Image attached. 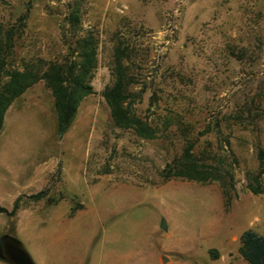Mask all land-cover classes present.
<instances>
[{
    "label": "rangeland",
    "instance_id": "1",
    "mask_svg": "<svg viewBox=\"0 0 264 264\" xmlns=\"http://www.w3.org/2000/svg\"><path fill=\"white\" fill-rule=\"evenodd\" d=\"M69 6L74 40L97 39L93 93L61 137L42 81L7 110L0 238L57 264H244L241 234L264 236V194L246 187L248 173L264 187V0H0V26L24 18L16 66L68 56ZM118 43L154 138L117 128L102 97ZM188 149L215 179L173 176Z\"/></svg>",
    "mask_w": 264,
    "mask_h": 264
},
{
    "label": "trees",
    "instance_id": "2",
    "mask_svg": "<svg viewBox=\"0 0 264 264\" xmlns=\"http://www.w3.org/2000/svg\"><path fill=\"white\" fill-rule=\"evenodd\" d=\"M67 24L66 32L70 34L68 56L63 61L21 60L16 66L15 47L25 26L24 18L9 27L0 26V132L4 117L11 104L28 88L42 81L53 97L56 113V132L61 137L72 125L77 109L82 100L93 93L91 80L96 68L97 39L93 34H87L75 39L73 34L81 24L80 9L78 6H69L64 17ZM121 43L114 49L112 76L113 82L102 92L114 125L120 129H131L139 137L154 138L155 131L146 122L142 121L131 109L130 99L135 94L129 90L134 82L133 76L128 73L124 64L127 58ZM174 177H182L199 183H207L216 178V168L199 164L185 151L183 164L178 165ZM264 173V164L262 171ZM219 175V180H220ZM259 176L247 174V189L255 194H264V187L258 181ZM44 191L32 198L37 200L44 197ZM50 203L57 200L49 198ZM19 207L18 199L13 204L10 214ZM1 213L7 210L0 207ZM74 209H72V214ZM239 255L248 264H264V236L255 231L245 230L240 236Z\"/></svg>",
    "mask_w": 264,
    "mask_h": 264
},
{
    "label": "crops",
    "instance_id": "3",
    "mask_svg": "<svg viewBox=\"0 0 264 264\" xmlns=\"http://www.w3.org/2000/svg\"><path fill=\"white\" fill-rule=\"evenodd\" d=\"M9 237L11 238V240L16 242L26 252L21 242L17 238H15V236L9 235ZM30 256H31V259L36 264H57L56 262L53 261V256H51L50 258L48 254L44 252L42 253L41 251H34V255H30ZM72 259L75 264H84L85 256L83 258H81L80 256H77L75 259L74 258ZM74 263H69V264H74ZM0 264H11V263L7 260L0 258ZM244 264H248V263L245 261Z\"/></svg>",
    "mask_w": 264,
    "mask_h": 264
},
{
    "label": "water",
    "instance_id": "4",
    "mask_svg": "<svg viewBox=\"0 0 264 264\" xmlns=\"http://www.w3.org/2000/svg\"><path fill=\"white\" fill-rule=\"evenodd\" d=\"M160 228L166 230L164 221H162ZM0 258L9 261L11 264H34L30 256L21 247L14 248L13 253L8 257L0 255Z\"/></svg>",
    "mask_w": 264,
    "mask_h": 264
},
{
    "label": "flooded vegetation",
    "instance_id": "5",
    "mask_svg": "<svg viewBox=\"0 0 264 264\" xmlns=\"http://www.w3.org/2000/svg\"><path fill=\"white\" fill-rule=\"evenodd\" d=\"M20 247L16 242L11 240L10 237L2 236L0 238V255L8 257L13 253V249Z\"/></svg>",
    "mask_w": 264,
    "mask_h": 264
}]
</instances>
